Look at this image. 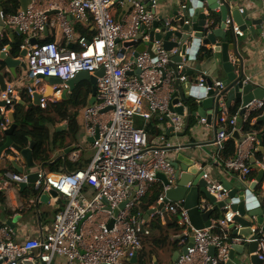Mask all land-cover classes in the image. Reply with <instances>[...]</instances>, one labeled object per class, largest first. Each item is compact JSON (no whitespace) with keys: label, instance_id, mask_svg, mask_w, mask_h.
Instances as JSON below:
<instances>
[{"label":"built area","instance_id":"2783aa9c","mask_svg":"<svg viewBox=\"0 0 264 264\" xmlns=\"http://www.w3.org/2000/svg\"><path fill=\"white\" fill-rule=\"evenodd\" d=\"M126 1L132 7L122 22L115 16V0H31L25 11L19 7L16 14L1 13L5 26L16 29L25 38L21 48L27 51L25 59L30 78L26 90L32 103L35 95L40 97L37 107L46 109L49 103L61 100L64 91H69L66 83L81 72L94 75L104 70V75L98 80L94 104L80 110L83 125L88 137L93 140L95 150L90 165L86 169L53 173H48L44 165L38 166V178L34 183L37 195L33 201L39 202L48 196L52 198L51 192H54V199L63 201L64 208L57 213L50 232L41 233L38 238L17 243L12 239L15 235L13 230L1 229L0 264H55L57 259L65 260L66 264L129 262L143 249L140 233L145 223H139L132 213L151 193L159 175L168 179L169 186H164V192L152 209L166 203L164 211L168 216L178 218V225L184 233L189 234L192 228L183 201L173 202L166 196V192L175 185V168L170 152L182 147H176L168 139V131L176 137L184 134L187 116L186 108L183 115L175 110L182 103L174 105V110L170 108L174 73L168 64L170 55L177 50L169 53L156 42L155 57L145 51L135 58L134 49L126 44L140 37L142 27H150L159 20L156 14L158 0ZM245 10L243 7L240 12ZM53 13L54 18L51 19ZM74 23L94 25L96 35L92 40L77 36ZM55 25L60 27L68 43L77 45L79 50L61 47L54 42L32 45V40L38 41L49 26ZM226 26H232V21L227 20ZM232 29L238 38L244 36L234 23ZM260 29L264 42V21ZM148 37L143 34V38ZM2 51L8 53L6 47ZM181 57L184 61L178 66V72L181 81L187 83L184 68L189 63L186 56ZM199 72V82L192 87L205 89L206 93L212 90L219 99L210 124L214 131L213 164L238 171L244 177L249 176L253 172L249 164L250 156L257 153L259 144L257 133L244 132L247 140L243 144L250 143L252 153L245 151L241 147L243 144H237L234 158L225 160L222 153L233 132L242 131L239 124H246L252 113L264 110V99H254L238 110L232 109L225 82L213 79L209 87L206 81L208 71ZM47 78H57L62 83L51 85ZM166 90L169 92L165 93ZM22 93L21 88L15 86H7L1 93L0 102L4 103L0 106L1 132L11 127L10 115L22 101ZM138 118L144 121V127L136 124ZM153 119L166 124L160 125V134L156 136H150L146 128ZM201 122L208 124L207 118H202ZM8 150L17 153L14 148ZM6 151L2 153V158L15 161V157ZM73 157H78V153H74ZM198 166L204 168L201 164ZM5 177L9 182L21 185L28 183L29 175L8 171ZM203 178L208 180V175L205 173ZM85 188L92 193H86ZM210 191L219 195L223 188L213 184ZM125 202V209L115 216V211ZM156 214L164 219L163 212ZM234 216L231 210H227L223 218L212 222L209 227L193 229L192 246L173 264L227 263L233 247L246 242L242 238H231L229 227ZM111 221L114 224L109 228ZM235 228L241 229L242 225L235 224ZM256 241L258 249L255 254L264 263V235L260 234ZM211 248L215 250L213 254Z\"/></svg>","mask_w":264,"mask_h":264},{"label":"water","instance_id":"95a60500","mask_svg":"<svg viewBox=\"0 0 264 264\" xmlns=\"http://www.w3.org/2000/svg\"><path fill=\"white\" fill-rule=\"evenodd\" d=\"M22 10H26L31 0H18ZM116 2H124L122 13L119 17V21L122 22L123 18L126 17L132 7V4L126 0H115ZM181 10L176 12L175 22L169 23L165 20V26L160 28L159 22H154L151 30H147L144 26L141 29L140 37L130 43H127V47L134 49V57H138L142 52H149L152 57H155V43L159 42L162 48L169 53L172 50H177V53L170 55L168 68L174 73L173 88L174 91L171 95L172 110L174 105L182 103L175 110L183 115L186 108V127L185 133L189 130L191 118L200 117L207 118L208 124H211L213 119V110L219 105V99L215 97V93L209 90L208 93L205 89L193 88L191 82L183 83L180 79L178 72V66L183 63L184 59L181 57L186 56L188 63L196 62L198 54L202 48H210L212 56L208 59L214 58L217 60L214 67L224 72L225 84L227 85L228 91V102H231L237 98L243 101V105H247L254 99L264 98V89L253 88L251 84H244V72H243V58L239 52V38L233 32V23L239 27L243 32L248 30L252 32L261 31V24L264 21V16L259 19H253L250 16L248 10L243 13L240 12L242 8L236 0H181ZM2 3V0H0ZM4 12L3 7L0 6V41L1 34L5 29V23L1 17V13ZM181 12V13H179ZM220 15V22L217 21L216 16ZM227 20L232 21V26L227 28ZM188 22V24H186ZM251 24L253 27H250ZM254 28V29H253ZM19 35L21 33L17 31ZM143 34H147L148 38H143ZM14 35H11L13 37ZM143 40V42H141ZM32 45L37 44L36 40L31 41ZM10 48H7L9 51ZM181 54V55H180ZM27 51L22 50V58L26 57ZM21 59H14L9 56L7 52H3L0 49V64L4 65V68H8L12 74L15 75V69L17 67L26 68V64ZM1 66V65H0ZM191 66L186 65L184 72L187 76H191L188 71H192ZM104 75V70L96 72L91 75L87 72L79 73L74 79L68 81L66 84L69 87V91L65 90L62 98L67 99L71 96L75 89V85L82 81H90L92 85V98L89 101V105L94 104L97 94V83L99 78ZM163 76L166 73L163 71ZM47 81L52 85L61 84L62 81L57 78H47ZM207 85L212 86V79L207 78ZM7 83L5 82L3 75L0 73V89L5 91ZM40 97L35 95L33 103L30 107H37L39 105ZM24 101L20 103L24 105ZM191 104L194 106L192 107ZM4 103L0 102V106ZM244 112V109L243 111ZM12 125L5 131L7 141L0 149L1 154L9 149L14 148L26 161V167H22L13 161L14 168L19 173H26L29 175L28 183L21 184L22 188L34 185L38 178L37 172L40 167L36 165L34 161L33 151L35 142L31 141L29 147L22 149L13 144L12 135L16 129L14 113L10 115ZM264 121V115L260 119ZM171 130V129H170ZM231 138L235 140L238 146L242 145L246 140L247 136L243 135L240 131H234ZM93 141L92 139H90ZM260 144L262 143L261 137H259ZM197 148V147H193ZM191 145H184L183 150L193 149ZM263 154L264 150L261 147L259 149ZM194 155H182L174 160L173 165L175 168L174 182L175 185L171 187L167 192V200L173 202L183 201L184 207L188 210V216L191 222L192 228L189 229V235H192L193 229L200 230L209 227L212 224V217L214 215L223 218L226 210H231L235 216L233 223L230 225V230H233V235L241 237L246 242L244 244L233 247L229 254L228 264H234L237 258L242 259L246 249H249L251 255L250 259L252 264H264L258 259L255 254L258 249V240L260 234L264 235V193L256 196V189L264 181V167L257 163L255 158L250 159L251 168L258 172V176L254 182H248L242 175L240 176L239 183L234 185L228 182L226 179L222 180L221 186L223 191L219 195H213L210 190L213 188V184L208 180L204 179L203 176L205 171L201 167H204L203 163ZM159 180L163 182V185L169 186L168 179L164 175L158 176ZM55 197L56 193L51 192ZM217 196H220L218 198ZM106 202V200H105ZM126 202L121 204L119 209L115 211V216L119 214L120 210H124ZM166 203L159 205L157 208L149 211V216L154 215L158 212H163V218L165 222H168V214L164 211ZM10 227L15 228V221H9L7 223ZM114 221H111L109 228H112ZM235 224L242 225L241 229H236ZM255 224V234L253 225ZM143 231V226L141 227ZM185 235L179 237L183 239ZM187 247L182 249V252H177L176 257L185 255L188 247L192 246L194 238L191 237ZM214 249L211 248V254L214 253ZM138 255L130 260L131 263H137ZM176 261V260H174Z\"/></svg>","mask_w":264,"mask_h":264},{"label":"crops","instance_id":"0c3cea01","mask_svg":"<svg viewBox=\"0 0 264 264\" xmlns=\"http://www.w3.org/2000/svg\"><path fill=\"white\" fill-rule=\"evenodd\" d=\"M143 2H146L148 0H140ZM233 1V0H232ZM181 0H158L157 8H156V14L158 16V21L160 23V28L165 26V20H168L169 23L175 22L176 19V12L181 10L182 4ZM236 3H239L240 6L248 10L250 13V16L253 19H259L260 17L264 16V0H236ZM124 3L122 1H118L116 3V16L119 19ZM1 6V3H0ZM20 7V4H19ZM4 10V9H3ZM181 13V12H179ZM55 13L50 15V18L53 19ZM217 21L220 22V15L216 16ZM174 24V23H173ZM250 27H253L251 24H249ZM151 27H147V30H151ZM73 28L75 30V33L77 36H82L87 39L92 40L94 36L96 35V29L94 25L89 24H81V23H74ZM87 30L88 32L91 31V34L89 33H83L81 30ZM254 29V28H253ZM11 35H14L11 37ZM239 52L241 53V56L243 58V72H244V84H251L253 85V88H262L264 89V42L261 40L260 33L259 32H252L250 30L244 32V36L242 38H239ZM22 41V45L25 43V38L23 35H19L17 33V30L12 27L5 26L4 31L1 34V41H0V49L2 50L4 47L10 48L8 51V55L13 57L14 59H21V52L17 56H13V49L14 45L16 43H19ZM37 41V40H36ZM46 42H54L57 43L61 47H68L75 50H79V47L74 44L68 43L66 37L62 33L60 27L58 25L55 26H49L47 28V31L40 35L37 43L42 44ZM143 42V40L141 41ZM22 47V46H21ZM208 49H210L208 47ZM22 61L26 64V68L24 67H17L15 69V75L10 72V70L6 67L2 69L0 67V73L3 75V78L5 82L7 83V86H15L21 88L23 91L22 95H28L26 86L30 82V78L28 76V66L27 61L24 58H22ZM217 62L214 58L212 59H198L196 62L189 63V66L193 69L192 71H188L191 76L188 77V82H191L192 85H196L199 82L200 72L201 70L208 71L207 78L219 80V81H225V75L223 71H220L219 69H215L214 65ZM248 81V82H246ZM48 82V81H47ZM85 81H82V83ZM90 83V81H87ZM51 84L50 82H48ZM81 83V82H80ZM79 84V83H78ZM52 85V84H51ZM77 85V84H76ZM75 85V87H76ZM91 85V83H90ZM92 89V85H91ZM75 90V89H74ZM3 91L0 89V95ZM74 92V91H73ZM72 92V94H73ZM169 90H166L165 93H168ZM71 94V96H72ZM29 96V95H28ZM70 96V97H71ZM69 97V98H70ZM92 98V92L89 95L88 103ZM68 99V98H67ZM61 98V100H67ZM264 99V98H263ZM59 100V101H61ZM22 101L23 97H22ZM58 102V101H57ZM236 102H239L238 107L235 106ZM24 106L27 105V103L24 101ZM32 103V100H31ZM21 104V103H19ZM52 103H49V105ZM22 105V104H21ZM243 101H240L239 99L235 98L231 102L232 109H237L242 107ZM30 107V105H28ZM85 107V106H84ZM84 107L74 108L72 111L74 114L77 115V123L80 127L79 133L75 139L72 140V142L69 141L67 144H69L68 147L63 146L56 147L54 145V138L52 137V144L51 146L54 148V150L51 151V159L50 161L43 162L41 164L36 165H44V168L48 173L53 172H64L66 170H74L73 167H77L78 169H86L94 155L95 150L92 147V141L88 137L85 127L82 122V115L80 114V110ZM48 108V107H47ZM46 108V109H47ZM42 109V108H41ZM45 110V109H43ZM262 115H260L258 118H254L250 122V128L245 129V125L242 124L239 128L242 129L240 131L244 134L245 131L247 132H255L260 135V132L255 131L254 127L257 122H261L262 128H261V144L262 148L264 150V121H261V117L264 115V110L260 111ZM200 117H194L191 118V123L189 130L176 137L175 135L170 134V131H168V139H170L171 142H173L176 147L179 145H182L181 148H175L173 149L171 153V158L174 162L177 161L179 157L182 155H194L198 158L200 162L204 165V171L208 175V181L211 183H214L216 185H221L222 180L226 179L228 182L236 185L239 183L240 179V172L238 171H229L225 169L224 167L217 166L213 164L212 156L215 153V148L212 146L213 138H214V131L212 127H210V124H202ZM152 121H155L157 123H154V126L156 129L159 130L160 122L156 119H153ZM150 121V122H152ZM142 124L144 127L145 123L141 119H137V125ZM149 124V123H148ZM147 124V125H148ZM166 125V124H165ZM57 131L62 132L66 131L68 129V120H65L63 122H57ZM48 127L51 129L52 134L54 133L55 126L54 124H49ZM140 127V126H139ZM161 129V127H160ZM160 131V130H159ZM151 136V135H150ZM235 141V140H234ZM31 143V141H30ZM236 143V141H235ZM184 145H191L192 148L195 146L197 148L193 149H185L183 150ZM260 143L258 144L257 148H259ZM236 147L237 143H236ZM245 151L252 153V146L250 143H245L241 146ZM16 151V150H15ZM9 155L12 157H15V161H17L20 166L26 167V161L21 156L19 152L15 153L11 150L6 151ZM224 152V151H223ZM78 153V157L74 158L73 154ZM262 153V152H261ZM262 160L257 158L254 154H252L250 157H254L256 162L261 164V166L264 167V154L262 153ZM235 155L231 158H234ZM222 158L223 153H222ZM226 160V159H225ZM35 161V160H34ZM15 162V163H17ZM13 166V161L11 159H3L2 154L0 156V230L3 228L11 229L15 232V235L13 236V241L17 243H22L30 239L38 238L41 233H48L50 232L52 225L54 223V220L56 218L57 213L64 208V202L61 200L54 199V196L52 198L44 197L39 202H34L33 199L36 198L37 191L32 186H27L25 188H22L20 184L9 182L5 175L8 171H13L15 168ZM258 176V172L254 169V171L250 174L249 177L246 178L248 182H254ZM161 181V180H159ZM162 185L163 182L161 181ZM164 187V185H163ZM84 191L88 194H91L92 191L88 190V188H85ZM36 192V193H34ZM264 193V181L262 184L258 186L256 189L255 195L259 196ZM141 203L135 207L139 208ZM134 209V210H135ZM152 209V208H151ZM134 212V211H133ZM149 212L142 213V220H140L138 217V222L141 223L142 221H145L143 224V227H148L150 224L151 218L156 215L149 216ZM174 216H169L168 222H165L164 219L161 220V223L163 226H167L174 222ZM219 216L214 215L212 217V222L217 221ZM9 221H15V228L10 227L7 223ZM253 229H255V224L253 225ZM169 237L172 242H178L179 241V248H176L173 244H170L165 249L163 248H154L152 240H147L149 235H144V231H142V236L145 238L144 241H146V244H143V240L141 238L143 249L138 255V259L141 256V253L147 254V263L146 264H173L177 259L176 253L182 252V249L189 244L191 235L186 234L181 231L177 230H170ZM159 235V233H158ZM185 235L183 239H179V237H182ZM231 236L232 237H238L233 235V230H231ZM187 237V241L184 239ZM239 238V237H238ZM241 238V237H240ZM185 243V244H184ZM251 254L249 249L245 250L244 257L242 259L237 258L234 262V264H252L251 262ZM138 261V260H137ZM128 262H125L124 264H127ZM55 264H66V261L63 259H57ZM136 264V263H135ZM225 264H228L225 263Z\"/></svg>","mask_w":264,"mask_h":264},{"label":"trees","instance_id":"16d2710c","mask_svg":"<svg viewBox=\"0 0 264 264\" xmlns=\"http://www.w3.org/2000/svg\"><path fill=\"white\" fill-rule=\"evenodd\" d=\"M1 6L4 9V13L8 14H16L17 10L19 9V1L18 0H2ZM83 33L91 34V31L88 32L87 30H81ZM90 40V39H89ZM22 41L16 43L13 49V56H17L21 51ZM212 56V51L207 48H202L198 54V59H205L210 58ZM1 68L4 69V65L0 64ZM92 89L89 82H81L76 85L75 90L70 98L67 100H61L56 103H52L48 106L47 109L43 110L40 107H28L31 104V98L28 95H22L23 100L27 103V105L17 104L14 111L15 116V124L16 129L12 135L13 144L19 148L25 149L29 147L30 141L35 142V147L33 151V156L35 162L37 164H41L43 162L50 161L51 159V151L54 148L51 146L52 140L54 138V145L56 147L63 146L68 147L69 143L75 139L79 133L80 127L77 123V115L72 111L74 108L84 107L88 103L89 95L91 94ZM238 107L239 102L235 103ZM192 107H194L191 104ZM238 109V108H237ZM262 115L261 112L252 113L249 122L245 125V129L250 128V122L254 118H258ZM68 120V129L66 131L58 132L57 131V122H63ZM154 123L155 121L150 122L146 128L147 131L151 136H156L160 134V131L155 128ZM49 124H54L55 130L52 134L51 129L48 127ZM140 127L143 125L138 123ZM255 131L260 132L261 134V122H257L254 127ZM7 141V136L5 132L0 131V149ZM236 153V143L233 139H229L226 142V147L223 152V157L225 159H229L233 157ZM255 156L262 160L263 156L260 151H258ZM76 168V169H74ZM14 169V168H13ZM74 170L68 171H75L78 170L77 167H73ZM14 172L19 173L16 169L13 170ZM164 191V187L161 181H158L152 188L151 193L147 195L145 198L142 199L141 205L139 208L134 210L132 213L134 217H138L142 220V213L149 212L153 206L157 204L159 197L162 195ZM36 193V192H34ZM161 216L159 214L154 215L150 220V225L148 227H143L144 235H149L150 237L147 240H152L153 247L163 248L165 249L170 244H173L176 248H179V241L172 242L169 237L170 230H177L184 232V229L178 225V218L174 217V222L167 225L166 227L161 223ZM159 233V235H158ZM142 236V232L140 233ZM231 238H233L231 236ZM187 241V237L184 239ZM146 244V241H143V244ZM147 263V254L141 253L136 264H146ZM127 264H133L130 261Z\"/></svg>","mask_w":264,"mask_h":264},{"label":"clouds","instance_id":"9594fccd","mask_svg":"<svg viewBox=\"0 0 264 264\" xmlns=\"http://www.w3.org/2000/svg\"><path fill=\"white\" fill-rule=\"evenodd\" d=\"M212 81H213V80H212ZM230 105H231V104H230ZM242 106H244V105H242ZM231 108H232V107H231ZM238 109H239V108H238ZM238 109H237V110H238ZM259 112H260V111H259ZM257 134H258V133H257ZM243 135H245V134H243ZM259 137H260V135L258 134V139H259ZM231 139H232V138H231ZM236 143H237V142H236ZM259 143H260V141H259ZM260 147H261V144H260L259 148H257V152L260 151V150H259ZM260 152H261V151H260ZM255 154H256V153H254V155H255ZM251 158H252V157H251ZM251 158H250V159H251ZM249 164H250V166H251L250 161H249ZM252 169H253V168H252ZM253 171H254V169H253ZM240 174H241V173H240ZM241 175H242V174H241ZM242 176H243V175H242ZM249 176H250V175H249ZM249 176H246V177L243 176V177H244V178H247V177H249ZM226 211H227V210H226ZM226 211H225V212H226ZM233 238H234V237H233Z\"/></svg>","mask_w":264,"mask_h":264},{"label":"rangeland","instance_id":"374dc122","mask_svg":"<svg viewBox=\"0 0 264 264\" xmlns=\"http://www.w3.org/2000/svg\"><path fill=\"white\" fill-rule=\"evenodd\" d=\"M115 16H116V15H115ZM116 18H117V16H116ZM117 19H118V18H117ZM163 192H164V191H163ZM133 213H134V212H133ZM140 237H141L142 240L144 241L145 238H144L143 236H141V235H140Z\"/></svg>","mask_w":264,"mask_h":264}]
</instances>
